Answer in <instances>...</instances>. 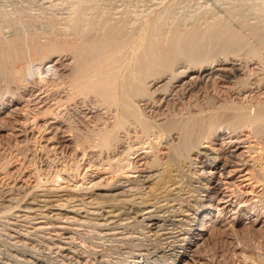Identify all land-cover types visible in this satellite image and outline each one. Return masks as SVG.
I'll return each mask as SVG.
<instances>
[{
    "label": "bare ground",
    "instance_id": "obj_1",
    "mask_svg": "<svg viewBox=\"0 0 264 264\" xmlns=\"http://www.w3.org/2000/svg\"><path fill=\"white\" fill-rule=\"evenodd\" d=\"M101 1L75 0L68 14L61 18L63 21H59L60 25L56 24L57 32L46 34L44 41L32 29L18 30L10 38L0 36L3 92L13 94L26 89L28 80L30 85L38 80L42 82L46 60L54 55L70 56L73 63L68 73L53 78L49 84L59 95L54 97L55 107L43 115L65 118L63 112L80 103L104 111L86 132L71 126V118L65 119L70 121L68 131L74 135L76 147L83 150V157L89 154L88 149L99 152L101 162L91 166L104 176L87 183V172L80 177L77 162L74 176L80 178L73 186L60 185L43 191L44 188L41 194L33 192L30 200L23 195L7 198L0 194V220L14 216L17 211L26 212L20 213L24 219L45 218L36 221L38 225L48 221L53 224L55 235L69 234L63 236L66 241L56 244L66 262L76 259V264H106L110 260L95 257L97 262L90 263L98 249L77 248L81 245L76 246L74 234H80L81 226H86L100 240L94 242L96 245L108 244L110 250L125 246L127 256L123 253L121 258L108 264H167L169 259L181 256L182 247L192 241L194 226L202 215L198 199L211 187V178L198 174L195 164L203 154L208 164L213 165L211 146L206 143L220 133L248 131L258 139L264 136V91L261 97L250 96L255 88H264V24L240 21L235 26L213 12V20L204 26L196 18L191 26L181 27L178 23H169L174 18L171 14L175 15L176 0L146 16L138 14L139 19L131 23L130 9L113 14L112 8L102 7ZM222 63H231L233 67L220 76L238 95L249 93L248 96L239 100L227 96L219 100L209 93L205 79L211 75L210 70ZM252 65H257L258 70L251 68ZM241 70H244L242 75ZM190 72L204 76L199 84L201 88L198 85L189 90L196 100L182 105L166 96V109L162 110L164 106L158 102L163 97L158 95L165 96L171 86L167 85L162 94L151 86L164 76L170 77L172 83ZM0 88L3 89L2 85ZM202 89L206 96L200 97L198 93ZM4 94L0 95V109L14 100L2 97ZM146 104L153 109L151 114L146 111ZM38 115L34 113L33 121ZM139 158L145 160L142 168L135 162ZM3 164L5 168L8 161ZM258 172L257 182H262L264 166ZM58 178L55 175L52 180L56 182ZM6 222L13 223L3 220ZM42 227L36 229L44 230L45 226ZM13 246L21 248L17 244ZM36 254L31 256L34 259H23L8 252V262L3 260L4 253L0 264H43L54 258ZM61 260L56 264H61Z\"/></svg>",
    "mask_w": 264,
    "mask_h": 264
},
{
    "label": "rangeland",
    "instance_id": "obj_2",
    "mask_svg": "<svg viewBox=\"0 0 264 264\" xmlns=\"http://www.w3.org/2000/svg\"><path fill=\"white\" fill-rule=\"evenodd\" d=\"M72 1L0 0V36L10 38L18 30L19 32H23L32 29V31L40 34L42 41H44L46 34L53 35L55 31L57 32L56 27L63 21L61 18L68 14ZM169 1L171 0H103L101 4L104 8H112L110 9V13L113 12V14H115V11L121 12L130 9L131 16L129 17V21L132 20L131 23H133V21L139 19L138 14L141 17L143 15L146 16L154 9H162L161 6L164 7ZM176 1L175 15L171 14L174 18H170L169 23H178L182 25L181 27L191 26L196 18L204 26L213 20L212 17L215 14L216 16L221 15L224 18L226 17L235 26H238L240 21H247L250 24L252 22L254 24H264V0ZM260 20L261 22H258ZM46 61L43 63L42 82L38 80L37 83H31L30 85V80H28L29 86L26 89L11 92L13 94L3 92L5 91V83L0 84L3 87V89L0 88V95L5 93L2 97L8 96L11 99L14 98L12 102H8L4 108L0 109V194L3 197L9 198L8 196L12 195H23L25 196L24 198L27 197L30 200V195L33 192L41 194L46 189H51L52 187L58 188L60 185L65 186L68 184L73 186L86 172L87 183L90 180L97 181L104 176V174L94 169L95 166H91L92 164L99 165L101 162L100 157H98L99 152L94 151L92 153L88 149L87 153L89 154L83 157V150L76 147L75 137L68 131L70 121L65 120L71 118V121H73L71 126L86 132L89 127L95 125L98 116H102L104 111L92 108L91 105L87 106L80 103L70 106L68 112H63V115H66L65 118H53L50 114L44 116L43 113L46 110L50 107H55V98L59 96L49 84L53 78H57L63 73H68L73 63L70 56L57 57L54 55ZM232 67L231 63H222V65H218L210 70L211 75L205 79L209 85V93L212 96H217L219 100H223L227 96L239 100L249 95V93L238 95L235 89L230 88L228 82L220 76V73L231 71ZM237 67L239 65H235V68ZM257 67V65L251 66V68L258 70ZM243 73L244 70H241L240 75ZM203 77V75L201 76L198 73L194 72L192 74L190 72L171 83L170 77L164 76L159 82L151 86L153 90H158V94L165 93L163 89L167 85L171 86V91L166 93L165 96L158 95V97H163L158 102V105L164 106L162 110L166 109V105L164 104L166 96L168 97L167 99L174 101L175 104H193L192 102L196 98L189 90L193 87H198ZM199 88H201V85H199ZM202 90L198 93L200 97L206 96L204 90ZM253 91L250 94L251 97H261L263 96L261 93H263L264 88H255ZM144 107H146L147 112L150 111L149 113H152L153 109L148 107L147 104ZM35 112L39 113V115L37 120L33 121ZM211 139L212 141L206 144L211 146L213 165L208 164L206 161L207 157L203 154L195 164L198 174L211 178V187L207 192H204L202 198L198 199V202L202 206L200 210V214L202 215H200V219L196 223V226H194L195 235H193L194 237L189 244H186L184 248L182 247L181 256L176 258V260L169 259L167 264H264V179H262V182H257L258 178L256 177V174L259 173L258 170H261L264 166V150H261V145L264 144V136L258 139V137L253 136L248 131H241L230 134L220 133L219 135L212 136ZM139 159H136L135 162L142 168L145 160ZM6 160L8 161V164H6L7 168H3V163ZM77 164L80 165L81 170V175L78 178L74 176ZM88 167L89 169L87 170ZM55 175L62 178L60 180L58 178L57 183L52 180ZM63 178H65L64 181ZM41 181L42 184L40 183ZM41 189L44 190L42 191ZM20 213L23 215L26 212L17 211L14 213V216L18 214L16 217L12 216L10 217L11 219H3L6 221L9 219L11 223L13 222L11 225L10 223L8 225L7 222L3 223L2 219L0 220L2 222H0V252H3L2 254L0 253V257L5 253L4 257L2 256L3 260L8 261L7 254L10 252L23 259H34L31 256L35 255L34 257H36V253H43L55 258L43 264H52V262L56 264L58 259H63V253H58L57 246L66 241L67 239L64 237H68L69 234H64V237L62 235L57 236L55 235L56 231L52 227L53 224L50 222L49 224L46 223L48 221H44L42 225H38L37 222L39 220L41 222L45 218L30 220L29 217L24 219ZM32 214L30 216H33ZM46 225L48 227L50 225V228L46 227ZM37 226H43L42 228L45 226V228L38 231L36 229L38 228ZM81 227L85 229L79 230L80 234H74L75 238H77H74V241L75 243L78 242L76 243L77 245L74 244L76 246L81 245L77 248L90 247L89 249L91 250L93 248L94 250L98 249L96 255L99 256H90L93 259L89 257L92 260H90V263L97 262L96 258L98 260L103 258L105 260H118L122 257V254L126 250L125 246H115L110 250L108 244L103 246L96 245L94 242L100 240L90 234L86 230V226ZM134 230L136 231L138 228ZM10 234L15 236H11V238ZM4 238L7 239V241L5 239L7 243L4 242ZM83 239L87 243H83ZM17 241L20 244L13 243ZM14 244H17L21 248L17 249V247L13 246ZM26 245L27 247H24ZM65 246L70 247L69 245ZM21 250L23 251L21 252ZM124 255L127 256L125 253ZM110 260L106 261V264H108L107 262L111 263ZM152 260L150 261L152 262ZM66 261L63 259V261L59 262L61 264H72V262L76 264V259L68 260L69 263Z\"/></svg>",
    "mask_w": 264,
    "mask_h": 264
}]
</instances>
